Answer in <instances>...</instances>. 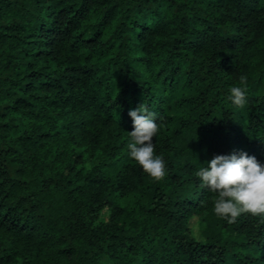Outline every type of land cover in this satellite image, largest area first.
Returning <instances> with one entry per match:
<instances>
[{
	"label": "trees",
	"instance_id": "16d2710c",
	"mask_svg": "<svg viewBox=\"0 0 264 264\" xmlns=\"http://www.w3.org/2000/svg\"><path fill=\"white\" fill-rule=\"evenodd\" d=\"M241 152L264 165V0H0V264H264V215L228 223L195 175Z\"/></svg>",
	"mask_w": 264,
	"mask_h": 264
},
{
	"label": "clouds",
	"instance_id": "9594fccd",
	"mask_svg": "<svg viewBox=\"0 0 264 264\" xmlns=\"http://www.w3.org/2000/svg\"><path fill=\"white\" fill-rule=\"evenodd\" d=\"M241 86L230 89L229 99L236 106L247 103V77L241 75ZM133 121V131L129 133L131 142L127 145L130 157L135 160L146 174L160 180L167 175L166 162L156 155L153 138L161 125L156 116L141 104L129 111ZM200 167L195 175L201 186L218 194L215 200V213L234 223L241 214L264 215V165L255 156L241 152L230 155H217Z\"/></svg>",
	"mask_w": 264,
	"mask_h": 264
},
{
	"label": "rangeland",
	"instance_id": "374dc122",
	"mask_svg": "<svg viewBox=\"0 0 264 264\" xmlns=\"http://www.w3.org/2000/svg\"><path fill=\"white\" fill-rule=\"evenodd\" d=\"M110 215V209H106L101 216V219L104 221H107L108 217ZM190 227L193 230V234L199 238V226H198V221L197 219H193L190 223ZM105 264H109L108 262H106Z\"/></svg>",
	"mask_w": 264,
	"mask_h": 264
}]
</instances>
